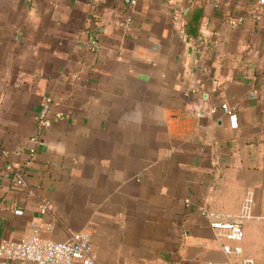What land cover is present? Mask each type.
Returning a JSON list of instances; mask_svg holds the SVG:
<instances>
[{
  "label": "crops",
  "instance_id": "0c3cea01",
  "mask_svg": "<svg viewBox=\"0 0 264 264\" xmlns=\"http://www.w3.org/2000/svg\"><path fill=\"white\" fill-rule=\"evenodd\" d=\"M260 1L0 0V245L84 233L98 264H264ZM247 199L240 242L203 214Z\"/></svg>",
  "mask_w": 264,
  "mask_h": 264
},
{
  "label": "built area",
  "instance_id": "2783aa9c",
  "mask_svg": "<svg viewBox=\"0 0 264 264\" xmlns=\"http://www.w3.org/2000/svg\"><path fill=\"white\" fill-rule=\"evenodd\" d=\"M137 0H125L129 6H134ZM260 3L264 5V0ZM94 50H99V45L92 42ZM224 110L228 111L226 105ZM57 120H63L62 114L55 116ZM38 124L41 128H49L53 121L50 117V104L45 103L38 115ZM23 183V179L19 174V182ZM252 201L247 199L245 211L239 220H227L223 215L217 214L209 210H203V214L211 220L212 228L219 235L233 242H240L243 239V227L241 219L250 218V208ZM41 210L47 212L51 210V203L45 201L41 205ZM223 250L227 254L241 255L242 249L239 246L234 248L224 246ZM0 264H98L93 255V245L84 233H77L66 241H50L43 240L39 237H32L22 242L5 241L0 245ZM207 264H221L208 262ZM239 264H255L251 258L244 257Z\"/></svg>",
  "mask_w": 264,
  "mask_h": 264
}]
</instances>
